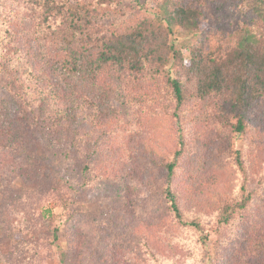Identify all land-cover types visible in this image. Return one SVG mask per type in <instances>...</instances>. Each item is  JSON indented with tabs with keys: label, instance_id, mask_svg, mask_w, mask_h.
<instances>
[{
	"label": "trees",
	"instance_id": "1",
	"mask_svg": "<svg viewBox=\"0 0 264 264\" xmlns=\"http://www.w3.org/2000/svg\"><path fill=\"white\" fill-rule=\"evenodd\" d=\"M107 1L0 0V264L44 258L15 235L60 264H126L77 220L128 207L144 187L162 204L163 228L148 224L158 242L176 223L214 248L210 264H264V0H154L112 29L121 9ZM28 157L53 158L56 182L32 180ZM100 183L115 190L64 194ZM22 185L56 206L40 214Z\"/></svg>",
	"mask_w": 264,
	"mask_h": 264
},
{
	"label": "rangeland",
	"instance_id": "2",
	"mask_svg": "<svg viewBox=\"0 0 264 264\" xmlns=\"http://www.w3.org/2000/svg\"><path fill=\"white\" fill-rule=\"evenodd\" d=\"M113 0H108L102 7L107 9V6H113L111 4ZM116 2V6L121 10L118 12V15L110 16L106 20V25L108 29L118 28L124 26H129L136 20L138 15H140L139 6L147 5V13H153L157 9L154 6V0H139V3L134 0H114ZM119 1V2H118ZM113 9V8H110ZM122 11V12H121ZM216 8L215 7H207V25L206 27L212 28L219 23H216ZM219 18V17H218ZM220 20V19H219ZM114 21H117L115 23ZM230 21V20H229ZM228 21V22H229ZM229 23H220L226 27ZM175 29H178L176 27ZM177 39L184 38L183 35L176 33ZM175 37V35L173 36ZM36 45L33 43V46ZM5 98V97H4ZM6 99V98H5ZM162 124V123H160ZM165 127L160 126L158 124V130L161 131ZM159 139L164 140L167 138L166 130L161 134H157ZM168 140H166L167 142ZM240 142L237 143L239 146ZM12 154L17 156L19 154V149L16 148L13 150ZM29 158V157H28ZM38 158V157H37ZM53 158H39L34 161H31L29 158L27 162H30L31 165L28 166L30 169V177L34 181L43 182L42 184L51 186L52 182H56V178L59 176V170L55 168L53 163ZM33 162V164H32ZM62 175L65 174V171L72 170V164H64ZM48 180V181H47ZM77 188L75 193L69 194L68 191H65L64 194L70 195L74 198V194L78 199H83L84 201H90L94 199L97 195H101L104 192L109 193L115 190V186L100 183L93 187L92 189L82 190L80 186ZM28 192L27 195L34 200L35 204L33 205L34 209L40 214L43 213L44 209L47 207H55L56 201L47 197L38 198L35 193L37 190L33 186L22 185L18 188V191ZM117 190L118 189L117 187ZM79 195V197H78ZM153 193L148 190V187H144L142 189L141 195H132L129 196L130 204L128 207L122 206L119 209H114L109 214H104L105 212L95 211L97 216L86 214V216L81 219L78 217L77 223L82 225L81 232L88 233L91 229L94 230L95 234L92 236L91 240H98L95 242L97 248L101 249H109L110 254L114 259L121 260L126 264H144L143 260L149 261L151 264H157V262H151L153 258V253H156L161 260L170 264L175 261V264H210V257L213 255L214 248L212 246L203 247L198 244L196 240V235L188 228L177 225L176 223H171L167 230L161 234L159 237L160 242L152 237V231L149 230V223L161 225L163 228L164 222L162 219L164 217L162 212V204L160 205V200L157 198H152ZM1 202V200H0ZM78 202H80L78 200ZM12 206V205H9ZM84 211H89V208L85 204H81L79 206ZM12 210L9 212L11 214ZM103 215H108L105 220H102ZM151 218H154V222H148ZM102 224V225H101ZM6 225V224H5ZM3 223H0V235L4 233ZM102 229V230H101ZM98 230V231H97ZM15 233H17L15 231ZM97 233H100L97 237ZM63 234V232H62ZM61 237V245L66 246L67 240L65 237ZM149 240V245L148 241ZM13 241H25V242H37L36 247H38L39 251L42 248L45 252L44 258L40 257V255H36L41 259H37V262L34 264H60L57 259H53L49 257L47 253V248L44 247L43 242L38 238H24L23 236H17L13 238ZM3 247L4 250L6 246H9V242H6ZM140 249L144 251V255L138 258V262L136 263H127L129 257L133 253L139 255ZM43 254H41L42 256Z\"/></svg>",
	"mask_w": 264,
	"mask_h": 264
}]
</instances>
